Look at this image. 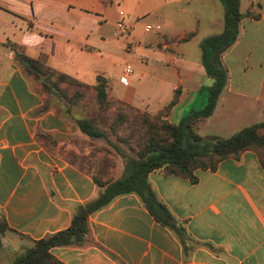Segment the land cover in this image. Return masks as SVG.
Wrapping results in <instances>:
<instances>
[{"label": "crops", "instance_id": "crops-1", "mask_svg": "<svg viewBox=\"0 0 264 264\" xmlns=\"http://www.w3.org/2000/svg\"><path fill=\"white\" fill-rule=\"evenodd\" d=\"M239 11L236 41L220 58L227 82L212 115L195 125L201 137L212 136L202 127L222 114L226 103L264 117V0H240ZM223 16L220 0H0V212L10 229L0 236V264H12L33 242L67 229L70 206L90 201L97 191L90 175L36 141L38 130L61 141L76 136L77 128L53 109L33 115L43 97L16 62L14 45L30 59L45 55L48 67L86 85L103 77L110 98L135 108L144 100L137 99L133 79L149 77L146 71L157 66L159 54H167L165 64H171L174 52L169 100L156 111L137 109L156 113L179 89L168 118L178 124L206 105L212 85L204 80L213 84L199 56L198 72L183 65L182 48L203 31L195 47L201 53V43L222 32ZM120 20L131 25L124 38L114 36ZM146 25L153 27L148 33ZM125 66L133 69L127 87L119 81ZM234 99L247 103L239 108ZM194 175L192 184L160 170L148 174L157 199L198 243L188 264H264V170L257 156L246 151L238 161L223 160L215 171L196 170ZM88 227L86 246L53 248L50 254L62 264H184L178 240L135 195L116 198L89 218Z\"/></svg>", "mask_w": 264, "mask_h": 264}, {"label": "trees", "instance_id": "trees-1", "mask_svg": "<svg viewBox=\"0 0 264 264\" xmlns=\"http://www.w3.org/2000/svg\"><path fill=\"white\" fill-rule=\"evenodd\" d=\"M220 1L224 6L223 30L200 45L201 65L213 79L206 105L178 124L167 118L178 103L179 89L173 92L172 99L162 110L150 113L110 98L103 77H98L95 85H86L48 67L45 55L30 59L22 47L14 45L16 62L33 90L43 97L42 106L33 115L39 117L53 109L57 117L76 126L79 137L106 142L120 160L121 171L117 177L103 180L85 169L86 159L66 152L59 145L60 138L38 130L36 141L40 146L90 175L97 191L90 201L70 206L72 218L67 229L33 242V246L25 249L12 264H62L50 250L86 246L90 242L89 218L125 195H135L154 221L174 235L182 247L184 264H188L198 243L187 233L185 224L177 221L157 199L148 182V174L160 170L164 175H175L194 184L196 170L215 171L223 160L238 161L246 151L257 156L264 170V123L243 128L229 138L201 137L195 132L196 123L212 115L225 86L227 76L220 58L236 41L242 18L240 0ZM105 121L107 129L101 125ZM110 137H115L116 142ZM50 195L55 198L52 190ZM8 231L4 214L0 212V236Z\"/></svg>", "mask_w": 264, "mask_h": 264}, {"label": "rangeland", "instance_id": "rangeland-1", "mask_svg": "<svg viewBox=\"0 0 264 264\" xmlns=\"http://www.w3.org/2000/svg\"><path fill=\"white\" fill-rule=\"evenodd\" d=\"M156 30L158 31L159 29ZM204 35L205 32L202 31L198 35V37L193 40V42L184 45L182 48L184 51V55L182 56V58H179L183 60L181 61L183 65L188 68L193 74L198 72L197 68L201 64L197 63L196 61V58H198V56L201 59V53L195 47L198 42L203 40ZM120 53L122 56H125V53ZM170 55L172 56L171 64H165V60L168 57L167 54H159L161 60H159L157 66H155L153 70L151 69L149 71H146L149 77H144L143 79H138L137 77H135L133 79V85L137 88V99L140 97L144 100H138L136 103V108H146L150 111H156L158 110L159 106L165 105L169 100L167 97L168 88L170 85L172 86L174 84V52ZM149 64L153 65L150 58ZM200 71H203L202 67H200L199 72ZM155 79L157 81H160L161 84L156 83L157 86L152 85L150 82L156 81ZM204 81H209V86L212 85L211 79L206 78ZM226 82L227 81H225V84ZM235 82L237 81L233 82L234 85ZM160 86L161 89L159 88ZM207 96L208 95L206 94V102ZM222 99H225L227 101L228 95L224 94L222 96ZM234 102L235 104H238L237 106L239 108L240 106H243L247 103L235 99ZM233 104H224V108L221 110L222 114H219L220 117L218 114H216V116H214L212 120H210L206 125L202 127V133L222 138H229L231 135L235 134L243 128L264 121V117H258V113L247 114V112H240L233 106ZM168 118L167 121H169ZM101 125L104 129H107L108 124L106 121L102 122ZM110 140L112 142H116L115 137H110ZM59 145L64 147L66 152H74L78 156L86 159V163L84 164L85 169L103 180L113 179L117 177L121 171L120 160L118 159L114 151L110 148V146H108L104 141H90L76 135L74 137H67L61 140L59 142Z\"/></svg>", "mask_w": 264, "mask_h": 264}, {"label": "built area", "instance_id": "built-area-1", "mask_svg": "<svg viewBox=\"0 0 264 264\" xmlns=\"http://www.w3.org/2000/svg\"><path fill=\"white\" fill-rule=\"evenodd\" d=\"M119 17H123L124 13L123 12H118ZM153 29L151 25H146L144 28L145 32H150ZM155 29H159V27H155ZM131 31V25L125 23L123 20H120L116 23V31L114 33V36L117 38H124L127 37L130 34ZM133 74V69L129 66H125L122 75L119 78V81L122 85L125 87L129 86L130 80L129 78Z\"/></svg>", "mask_w": 264, "mask_h": 264}]
</instances>
